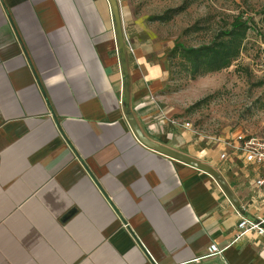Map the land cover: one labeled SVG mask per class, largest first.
Returning <instances> with one entry per match:
<instances>
[{
    "label": "crops",
    "instance_id": "obj_1",
    "mask_svg": "<svg viewBox=\"0 0 264 264\" xmlns=\"http://www.w3.org/2000/svg\"><path fill=\"white\" fill-rule=\"evenodd\" d=\"M117 1L128 101L109 0H0V264H264V236L236 240L242 216L264 218V167L236 151L237 134L205 142L160 125L173 117L167 66L137 0ZM126 105L149 139L215 169L234 201L143 145Z\"/></svg>",
    "mask_w": 264,
    "mask_h": 264
},
{
    "label": "rangeland",
    "instance_id": "obj_2",
    "mask_svg": "<svg viewBox=\"0 0 264 264\" xmlns=\"http://www.w3.org/2000/svg\"><path fill=\"white\" fill-rule=\"evenodd\" d=\"M177 8L184 10L167 23L151 21ZM263 10L264 0L136 1L135 16L149 24V51L168 69L162 105L173 115L169 118L190 123L205 142L227 134H264ZM237 17L249 20L250 30L241 57L230 68L192 79L178 60H169L176 44L209 43ZM200 101L205 102L194 107Z\"/></svg>",
    "mask_w": 264,
    "mask_h": 264
},
{
    "label": "trees",
    "instance_id": "obj_3",
    "mask_svg": "<svg viewBox=\"0 0 264 264\" xmlns=\"http://www.w3.org/2000/svg\"><path fill=\"white\" fill-rule=\"evenodd\" d=\"M183 10L180 8L169 10L165 15L152 17L151 21L167 23ZM262 15L264 18V10ZM249 30V20L237 17L209 43L200 46L178 43L168 58L170 61L178 60L181 69L192 79L221 72L230 68L241 57ZM204 102L200 101L194 107Z\"/></svg>",
    "mask_w": 264,
    "mask_h": 264
},
{
    "label": "built area",
    "instance_id": "obj_4",
    "mask_svg": "<svg viewBox=\"0 0 264 264\" xmlns=\"http://www.w3.org/2000/svg\"><path fill=\"white\" fill-rule=\"evenodd\" d=\"M131 52H133L130 47ZM161 126H174L183 127L185 129L192 128L188 122H183L179 119L169 118L167 113L162 111L158 117ZM237 145L236 151L241 153L248 164L256 165L258 167H264V134L263 135H246L239 133L236 136ZM228 155L223 154L221 159L228 160ZM256 186L259 188L264 187V175L256 181ZM239 234L236 240L245 237L248 234H256L264 236V218L263 219H250L247 217L241 218L238 225ZM224 249H220L217 245L213 244L209 248V257L221 256Z\"/></svg>",
    "mask_w": 264,
    "mask_h": 264
},
{
    "label": "water",
    "instance_id": "obj_5",
    "mask_svg": "<svg viewBox=\"0 0 264 264\" xmlns=\"http://www.w3.org/2000/svg\"><path fill=\"white\" fill-rule=\"evenodd\" d=\"M109 2L111 4L113 15H114L116 33H117V38H118V43H119V50H120V55H121V59L123 62V73L126 77L125 78V87H124V97L128 101L129 100V92H128L129 78H128V71L126 68V50H125V43H124V34H123V27H122V21H121L120 6H119L117 0H109ZM125 113L127 114V119L130 123V126H131L134 134L137 136V138L139 139V141L143 145H145L149 149L154 150L158 153H161V154H163L169 158H172L174 160H177V161L183 162L185 164L194 166V167H196L202 171L209 173L219 183V185L226 191V193L229 195V197H231V199L233 200L231 193H230L229 189L227 188L224 180L222 179L220 174L215 169H213L212 167H210L204 163L196 161L190 157H187V156H185V155H183V154H181L175 150H172L166 146H163V145L149 139L141 130V128L138 125L134 115L130 112L128 105L125 106Z\"/></svg>",
    "mask_w": 264,
    "mask_h": 264
}]
</instances>
